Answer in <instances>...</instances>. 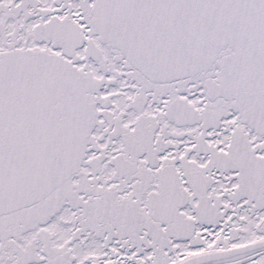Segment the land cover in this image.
Segmentation results:
<instances>
[{
  "label": "snow or ice",
  "instance_id": "6c2138e0",
  "mask_svg": "<svg viewBox=\"0 0 264 264\" xmlns=\"http://www.w3.org/2000/svg\"><path fill=\"white\" fill-rule=\"evenodd\" d=\"M0 264H264V0H0Z\"/></svg>",
  "mask_w": 264,
  "mask_h": 264
}]
</instances>
